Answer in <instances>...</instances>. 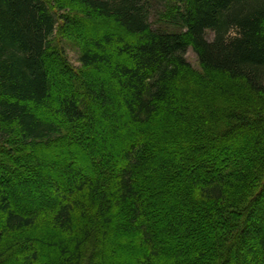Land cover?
<instances>
[{
  "label": "trees",
  "instance_id": "obj_1",
  "mask_svg": "<svg viewBox=\"0 0 264 264\" xmlns=\"http://www.w3.org/2000/svg\"><path fill=\"white\" fill-rule=\"evenodd\" d=\"M0 264H264V0H0Z\"/></svg>",
  "mask_w": 264,
  "mask_h": 264
},
{
  "label": "rangeland",
  "instance_id": "obj_2",
  "mask_svg": "<svg viewBox=\"0 0 264 264\" xmlns=\"http://www.w3.org/2000/svg\"><path fill=\"white\" fill-rule=\"evenodd\" d=\"M207 36L211 39L213 38V35L211 33H208ZM73 43V42H72ZM66 53H67V57L69 59V63L74 66L75 68H80V62H79V51L77 49V47H75L73 44L69 43V42H65L64 44ZM187 60L188 62L192 65V67L198 71L201 70L199 61H198V57L197 55L194 53V51L192 49H190L187 52Z\"/></svg>",
  "mask_w": 264,
  "mask_h": 264
}]
</instances>
